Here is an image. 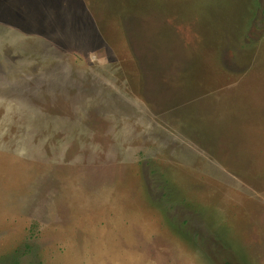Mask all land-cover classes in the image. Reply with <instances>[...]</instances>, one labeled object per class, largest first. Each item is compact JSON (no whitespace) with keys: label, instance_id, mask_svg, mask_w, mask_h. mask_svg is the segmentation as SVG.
I'll list each match as a JSON object with an SVG mask.
<instances>
[{"label":"rangeland","instance_id":"obj_1","mask_svg":"<svg viewBox=\"0 0 264 264\" xmlns=\"http://www.w3.org/2000/svg\"><path fill=\"white\" fill-rule=\"evenodd\" d=\"M0 264H264V0H0Z\"/></svg>","mask_w":264,"mask_h":264}]
</instances>
